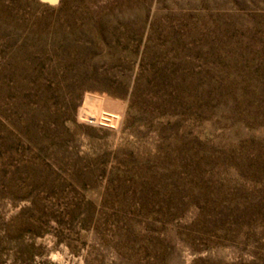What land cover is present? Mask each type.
<instances>
[{
    "label": "rangeland",
    "instance_id": "obj_1",
    "mask_svg": "<svg viewBox=\"0 0 264 264\" xmlns=\"http://www.w3.org/2000/svg\"><path fill=\"white\" fill-rule=\"evenodd\" d=\"M0 264H264V0H0Z\"/></svg>",
    "mask_w": 264,
    "mask_h": 264
}]
</instances>
